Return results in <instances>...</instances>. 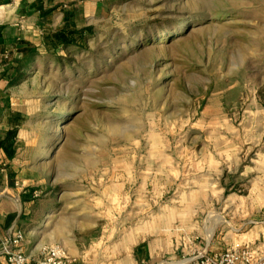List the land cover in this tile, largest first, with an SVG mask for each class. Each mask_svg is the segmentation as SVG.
Returning a JSON list of instances; mask_svg holds the SVG:
<instances>
[{"label": "rangeland", "instance_id": "obj_1", "mask_svg": "<svg viewBox=\"0 0 264 264\" xmlns=\"http://www.w3.org/2000/svg\"><path fill=\"white\" fill-rule=\"evenodd\" d=\"M63 4L93 28L86 45L44 46L22 81L0 80L25 115L20 153L37 159L39 242L108 251L146 236L153 264H180L264 223V0Z\"/></svg>", "mask_w": 264, "mask_h": 264}, {"label": "crops", "instance_id": "obj_2", "mask_svg": "<svg viewBox=\"0 0 264 264\" xmlns=\"http://www.w3.org/2000/svg\"><path fill=\"white\" fill-rule=\"evenodd\" d=\"M25 6L27 11L32 12L28 15L34 16L33 22L19 25L8 21L11 13ZM65 11L63 0H0V35L8 48H12L13 43L18 44L20 40H27L36 46L39 52L44 46L45 49H53L51 40L56 33L63 31L65 15L77 13V10L66 13ZM43 17L46 20L39 22ZM56 47L63 48V45ZM14 53L16 56L20 55L16 50ZM2 54L0 51V62L3 58ZM8 98L10 104H8ZM4 101H7V104H4ZM21 117L25 118V115L19 108H15L9 91L0 86V264H8L1 245V241L7 236L23 234V249L30 257L32 264L44 257L43 249L46 246L39 242L40 227L32 224L30 218L31 207L34 204L31 191L36 185L30 172L36 171L37 159L36 157L27 159L28 155L20 153V131L23 126V122H20ZM15 127L18 128L16 137L10 143H5L6 133ZM45 223L46 221L43 224ZM251 224L253 226L239 235L244 236V239L238 243L254 248L260 257H264V223L251 222ZM258 237L263 240L262 242L259 240V244L256 243ZM123 241V248L108 251L105 244H101V240L85 250L77 245L68 249L62 243L54 244L66 248L74 260L72 264H145L148 262L153 264L154 250L151 244L146 242V236H124ZM206 250L210 253H218L225 249L216 251L205 248L203 251ZM124 257L125 259L127 257L128 261Z\"/></svg>", "mask_w": 264, "mask_h": 264}, {"label": "built area", "instance_id": "obj_3", "mask_svg": "<svg viewBox=\"0 0 264 264\" xmlns=\"http://www.w3.org/2000/svg\"><path fill=\"white\" fill-rule=\"evenodd\" d=\"M23 240V234L18 233L1 241L2 252L8 264H32L23 249ZM43 254L44 257L35 264H72L74 261L66 248L59 244L45 247ZM186 264H264V257H260L258 252L248 245L235 243L222 252H199Z\"/></svg>", "mask_w": 264, "mask_h": 264}, {"label": "trees", "instance_id": "obj_4", "mask_svg": "<svg viewBox=\"0 0 264 264\" xmlns=\"http://www.w3.org/2000/svg\"><path fill=\"white\" fill-rule=\"evenodd\" d=\"M72 15H65L63 31L56 33L51 45L53 49L58 45L84 47L88 37L92 35V27L78 29L71 23ZM14 50L20 55L16 56ZM0 51H2V61L0 62V80L5 79L8 87L18 84L26 75V70L39 54L38 48L27 40H20L18 44L13 43L12 48H8L4 39L0 35ZM23 118L21 117L20 122ZM18 128L8 130L5 135V143H10L17 135ZM6 151V146H5Z\"/></svg>", "mask_w": 264, "mask_h": 264}, {"label": "bare ground", "instance_id": "obj_5", "mask_svg": "<svg viewBox=\"0 0 264 264\" xmlns=\"http://www.w3.org/2000/svg\"><path fill=\"white\" fill-rule=\"evenodd\" d=\"M187 261H182L180 264H185Z\"/></svg>", "mask_w": 264, "mask_h": 264}]
</instances>
